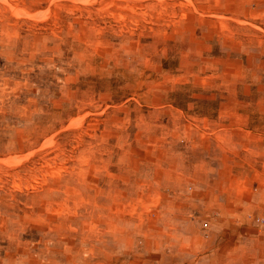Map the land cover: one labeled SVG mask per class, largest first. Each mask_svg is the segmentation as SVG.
I'll return each instance as SVG.
<instances>
[{"label": "rangeland", "instance_id": "1", "mask_svg": "<svg viewBox=\"0 0 264 264\" xmlns=\"http://www.w3.org/2000/svg\"><path fill=\"white\" fill-rule=\"evenodd\" d=\"M0 264H264V0H0Z\"/></svg>", "mask_w": 264, "mask_h": 264}]
</instances>
